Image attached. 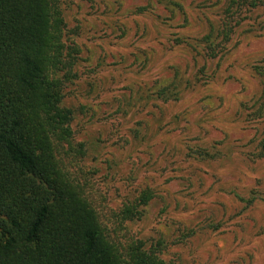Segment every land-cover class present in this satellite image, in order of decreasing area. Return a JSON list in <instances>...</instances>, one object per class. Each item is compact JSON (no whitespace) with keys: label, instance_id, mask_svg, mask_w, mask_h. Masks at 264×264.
<instances>
[{"label":"rangeland","instance_id":"374dc122","mask_svg":"<svg viewBox=\"0 0 264 264\" xmlns=\"http://www.w3.org/2000/svg\"><path fill=\"white\" fill-rule=\"evenodd\" d=\"M57 1L62 162L119 253L264 264V0Z\"/></svg>","mask_w":264,"mask_h":264},{"label":"trees","instance_id":"16d2710c","mask_svg":"<svg viewBox=\"0 0 264 264\" xmlns=\"http://www.w3.org/2000/svg\"><path fill=\"white\" fill-rule=\"evenodd\" d=\"M61 14L57 0H0V264H156L154 252L119 253L62 162L78 49Z\"/></svg>","mask_w":264,"mask_h":264}]
</instances>
